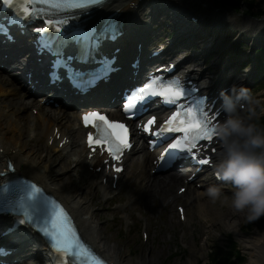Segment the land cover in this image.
<instances>
[{"label": "bare ground", "instance_id": "obj_1", "mask_svg": "<svg viewBox=\"0 0 264 264\" xmlns=\"http://www.w3.org/2000/svg\"><path fill=\"white\" fill-rule=\"evenodd\" d=\"M149 2H162L161 4L168 5L174 9H180L181 6L189 3H194V6L198 7L199 11L212 8V16L218 17L217 20L212 19L208 23V26L209 29L212 28L213 40L217 46L222 41L221 38L232 35V30L229 28H234L232 25L236 23L232 17H230V22L226 23V17L229 16L230 11L217 10L211 0H111L103 8L110 11L109 13L117 10L121 17L125 19L127 39L118 43L123 47V53L128 48L127 42L130 38L142 35L143 28L146 27V20H152L156 17L158 9L154 4L149 5ZM133 4L136 5L134 9L132 7ZM242 30L239 29L237 33ZM237 33L234 34V37L237 36ZM250 36V41H258L256 36ZM203 43L207 44L208 47L211 45L206 41H203ZM236 47L237 45L233 44L228 49L233 50ZM20 52V48H17L12 53V60L17 65V68L22 65L20 59H18ZM223 54L219 53L221 56ZM33 62L34 60L32 59L31 63ZM16 73L19 76L22 74L19 72ZM206 77L207 73H205L204 78ZM27 93L14 75L10 76L0 70V171L6 168L7 159L9 158L15 164L16 173L28 176L37 181L47 191L61 199L73 214L84 238L95 250L113 263L152 264L153 258H150V260L143 258L137 262H133L128 250L122 249L118 244H114L113 246L109 245L106 237L100 232L98 224L94 220L95 211L92 203L98 199V193L92 191L89 187H85L86 189H84L83 187L75 185L72 182V177L69 175L64 178L61 177L60 174L68 169L67 165L72 160L78 168L82 167L84 169L89 178L88 186L90 183L93 185L100 184V188L104 192H108L110 188H113L108 173L104 171L106 168L102 163L103 157L96 154L89 158L83 136L84 129L80 126L79 121L77 123L73 122L71 120L72 115L65 110L56 112L51 109V105L47 107L34 97H31L29 101L25 100L24 98ZM13 95H17L18 100L9 98V96ZM31 107L38 108L39 114L37 116H34L29 111ZM28 132L29 139L33 138L34 134L37 137L46 136L48 142L53 139L52 146H55V151L59 150L61 153L67 152V154H64L67 157L65 161L67 165L57 170L54 169L56 157L50 152L45 155L42 154V150L38 146L30 148L26 138V133ZM30 132L33 133L30 135ZM58 135H60L59 138ZM65 137L70 139V142L60 149V143ZM139 149L144 150L143 154L145 158L138 160L136 167L142 169V175H146L149 182H151L150 185L144 188L145 192H148L150 195V199L159 200V204H162V201H165L169 196L173 199L181 198L182 195L180 196L178 193L174 195L169 189L172 188L173 184L179 183V180L182 181V175L171 172L165 176H156L149 171L151 169L150 160L152 155H146V148L144 146H141ZM71 151H73V155L75 156L74 159L71 158V153H68ZM99 166H102V169L97 172L95 169ZM105 177H107L106 183L103 181ZM202 194L203 192H199L195 188L190 189L186 194L188 195V200H190V206L203 208L211 202L209 199L202 197ZM225 224L230 230L236 231L237 236L241 238L240 241L244 248L249 251L250 259L247 264H264V234L259 233V231L252 236L244 234L232 220H226ZM17 234L20 233H15L14 235L16 236ZM15 239L18 240V238ZM21 248H26L30 257H35L34 259H30L31 262H36L37 264L43 263L44 255L35 252V246L28 239L22 241L18 250ZM153 251L154 247L152 244V254H154ZM46 264L49 263L46 262Z\"/></svg>", "mask_w": 264, "mask_h": 264}, {"label": "snow or ice", "instance_id": "obj_2", "mask_svg": "<svg viewBox=\"0 0 264 264\" xmlns=\"http://www.w3.org/2000/svg\"><path fill=\"white\" fill-rule=\"evenodd\" d=\"M104 0H25L24 3H19V0H3L4 5L8 7H17V11L25 16H39L51 14L52 16L63 15L65 12L72 10H88L94 6L101 5ZM40 5L35 9L31 5ZM22 9V11H21ZM67 18L61 20L47 19L49 28H38L37 32H48L54 29L59 33L61 30L65 33L63 38L59 40L58 46H53V41L49 37H43L38 42L41 50H47L55 57L53 61L52 75L54 78H60V69L64 71L71 78L72 83L80 89H88L101 79L108 78L109 74L114 70L112 63L105 59L99 63V67L91 72H83L73 67V59H79L81 62H86L91 56L92 52L98 48L104 39H115L118 35L116 25H111L99 35L95 30L91 31H72V29L65 27L68 25ZM7 30L0 25V32ZM111 32V36L108 32ZM75 42L78 44L80 53L78 57H65L63 48L69 43ZM160 78L156 77L152 83L144 85L139 89L140 95L133 94L131 98L124 104V111L130 115H137L143 107L144 101L153 96H160L169 106H175L181 97L193 95V90H185L179 78L167 83H157ZM138 102L140 106L138 107ZM216 109L212 113L206 111L204 102L201 98H194L192 106L186 108L184 111L173 112L172 115L164 122L155 135L167 136L171 133H183V136H178L165 149V153L161 154L159 159L162 162H170L175 159L177 155H190L197 158L196 149L201 147L202 142L212 141L215 137L212 135L210 125L213 121L220 119V116L215 115ZM84 122L86 125H94L99 133V136H94L92 133L88 134L89 145H107V150L112 153L115 159L120 158V152L123 148L130 146L128 139V127L126 124L110 120L107 115L98 111L88 112L84 114ZM156 122V118L152 117L144 126L146 131H151V125ZM207 159L200 160L202 164H208ZM119 171V169H117ZM38 197H43L51 206V215L47 220V227L41 228L40 231L46 237H51L54 246L58 251L67 254L71 251L72 256L80 257L85 261H90V264H105L104 260L97 256L81 239L72 218L55 200H48L43 195V190L36 185H31V191L28 193V198L31 201H36ZM14 208L0 207V212H12ZM21 223H28V221H19ZM9 229L8 231H12ZM0 253H4V249L0 248Z\"/></svg>", "mask_w": 264, "mask_h": 264}, {"label": "rangeland", "instance_id": "obj_3", "mask_svg": "<svg viewBox=\"0 0 264 264\" xmlns=\"http://www.w3.org/2000/svg\"><path fill=\"white\" fill-rule=\"evenodd\" d=\"M214 1L215 4H220L219 0ZM246 1L241 4L239 9H245L246 6L249 7ZM252 12H263L262 14H264V0H257ZM155 21H157L156 25L160 26V31L157 32V35L162 34L163 37H168L170 32L174 30L173 26L169 29L163 26L165 22H172L170 18L163 14H158L156 20L150 22L151 27ZM177 32L180 33L179 31ZM151 35L153 36V32ZM195 41L198 42L199 38H196V40L195 38H190L185 45L190 46ZM223 45L224 43L221 42V46ZM256 49L257 47L255 51ZM239 50L242 54L246 51L254 52V48L251 49L250 44L245 41L240 43ZM207 52L198 48L195 52V57L204 59ZM26 100H29V97ZM32 113H34L33 110ZM28 142L30 148L38 146L44 155L50 150L43 140L28 139ZM60 154L62 153L55 152L56 156ZM137 159V157L132 155L128 163H133ZM62 162L58 159L54 169L57 170L62 166H66ZM73 163L67 165L69 168L61 177L64 178L69 175L72 177V182L75 185L86 189L85 187H88L86 186L88 183L87 175L74 168L72 166ZM71 169L73 170L71 171ZM130 171H133V169L130 168ZM74 173H77V175H74ZM89 188L95 191L92 186H89ZM98 196V200L93 202L92 206L95 211L94 220L98 224L100 232L106 237L109 245L118 244L122 249L128 250L133 262H137L143 258L147 260L153 258L152 264H205L208 262L207 258L210 247L214 244H222L228 239L229 235H232L246 257L244 264H247L250 259V253L244 248L240 241L241 238L237 236L236 231L230 230L225 224L226 220L234 221L237 227L247 235L252 236L258 231L264 234V223L260 221L262 216L259 219L249 220L246 211H239L232 206L231 196L228 198L221 196L220 199L215 202L212 201L210 205L207 204L201 209L199 207L190 208V218L186 224L180 222L178 213L174 210V207L169 208V206L167 207L164 204L162 207L157 202L153 203L151 201L150 203H146L143 200L140 204L135 203L129 208H126L124 204L123 208L116 210L112 207L113 201L107 202V198L110 195L104 194L100 190ZM134 205H137V207ZM172 209L175 213L170 216V210ZM137 212H142L144 216L136 215ZM173 217L174 219H172ZM254 222L259 223L250 224ZM147 223L148 229L146 227ZM184 230H186L185 233ZM143 232L148 234V242L143 238ZM152 244L154 254L151 253Z\"/></svg>", "mask_w": 264, "mask_h": 264}, {"label": "clouds", "instance_id": "obj_4", "mask_svg": "<svg viewBox=\"0 0 264 264\" xmlns=\"http://www.w3.org/2000/svg\"><path fill=\"white\" fill-rule=\"evenodd\" d=\"M222 119L210 125L220 149L214 162L216 175L232 188V206L246 211L249 220L264 216V98L245 85L220 92ZM207 196L215 202L222 188L211 185Z\"/></svg>", "mask_w": 264, "mask_h": 264}, {"label": "trees", "instance_id": "obj_5", "mask_svg": "<svg viewBox=\"0 0 264 264\" xmlns=\"http://www.w3.org/2000/svg\"><path fill=\"white\" fill-rule=\"evenodd\" d=\"M243 0H232L231 4H240ZM254 0H251V4H253ZM264 50V49H263ZM233 247H235L233 245ZM230 254H233V250L230 252ZM239 256V254H238ZM241 257V256H240ZM241 261H244L243 258H241ZM208 264H238L236 262H233L231 260L230 256H226V255H219V254H215V256L213 258H211L210 262Z\"/></svg>", "mask_w": 264, "mask_h": 264}]
</instances>
